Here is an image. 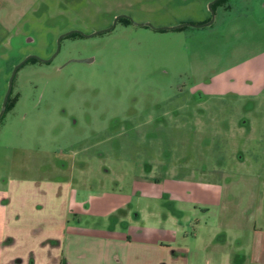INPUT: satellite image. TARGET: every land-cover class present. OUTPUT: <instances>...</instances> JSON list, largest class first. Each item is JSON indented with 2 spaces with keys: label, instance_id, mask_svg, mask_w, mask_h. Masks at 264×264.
Segmentation results:
<instances>
[{
  "label": "rangeland",
  "instance_id": "obj_1",
  "mask_svg": "<svg viewBox=\"0 0 264 264\" xmlns=\"http://www.w3.org/2000/svg\"><path fill=\"white\" fill-rule=\"evenodd\" d=\"M208 1L0 0V111L12 67L27 52L49 59L70 26L93 32L122 5L154 26L201 24ZM220 10L212 26L119 24L65 38L54 60L18 71L20 98L0 121V264H57L68 225L152 208L162 219L180 211L192 230L264 232V3L223 0ZM136 175L201 182L194 198L220 202L135 193L106 217L72 212L71 192H130Z\"/></svg>",
  "mask_w": 264,
  "mask_h": 264
},
{
  "label": "crops",
  "instance_id": "obj_2",
  "mask_svg": "<svg viewBox=\"0 0 264 264\" xmlns=\"http://www.w3.org/2000/svg\"><path fill=\"white\" fill-rule=\"evenodd\" d=\"M240 50L245 48L239 45L236 51ZM195 62L202 71L207 67L199 66L210 65L208 60L204 62L200 57ZM252 84L262 82L255 76ZM155 181L149 180V176L142 178L136 175L130 192L101 189L83 201H78L73 191L71 210L76 214L80 212L86 216L106 217L118 207H125L135 193L147 201L168 196L171 201L178 199L188 203L220 202V197L212 203L194 198V195H199L201 182L172 177ZM173 211V215L168 213L163 219L152 208L146 212V216L144 212H138L129 219L127 212L126 219L114 222L87 220L86 228L68 225L65 230L66 243L57 264H264V232H250L246 235L248 238H243L244 233L239 230L232 232L201 225L192 230L180 225L175 217L176 213L181 212ZM73 222L81 225L80 218Z\"/></svg>",
  "mask_w": 264,
  "mask_h": 264
},
{
  "label": "flooded vegetation",
  "instance_id": "obj_3",
  "mask_svg": "<svg viewBox=\"0 0 264 264\" xmlns=\"http://www.w3.org/2000/svg\"><path fill=\"white\" fill-rule=\"evenodd\" d=\"M167 1H169V0H167ZM208 2H209V7L208 8H209V12H210V17H208L205 21L206 22H208V21L210 22L213 19V16H214V22L211 23L210 25H206V26H212L214 23L217 22L216 21L217 20V16H218V19H222L223 18V15H224V11L223 10H220V12L217 13V8H219V6H221V3L223 2V0H209ZM261 2L264 3V0H261ZM124 8H125V6L122 5V6H118L117 9H114V10H112V9L111 10H106L105 13H108L110 15L111 20L107 21V23H105L103 25V27H100V28L94 30L93 32L86 33L84 31H82V29H80L78 26L77 27L76 26H70L68 29H66L63 32V34L59 35V37H61V43H62L63 39H65V38H71V37H75V36L89 38V37H92V36H98V35L106 34V33H109V32H113L119 24L128 25V26H131V25H135V26L137 25L138 26L139 25V26H144V27H151L153 29L160 30V31L173 30V29L161 28V27H164V26H154V25H152L151 23H148V22L137 21L136 18L132 14L128 13V11H125ZM227 8L229 9V6ZM186 26H193V25H185L183 27H180V28H177V29L174 28V29L178 30V29H182V28H184ZM157 27H160V28H157ZM195 28H197V27H195ZM59 37H58V39H59ZM58 39H57V50L51 56V57H53L52 60H54V58L56 57L58 52L61 50V47H60V50H59ZM31 40L32 39H30V41ZM23 56H24L23 60H21L18 63H16V65L14 67H12V70L10 71V77H9L8 82H7L6 90H5V93H4V98H2V108H1L0 114H1L2 109H3V103L5 101V98L7 97L8 89H9L10 82H11L12 77H13V72H14L15 67L18 66L21 62H23L26 58H27V60L25 62H23L18 67L17 73L27 63H35V62H38V61H42V62H51L52 61V60L45 61L47 59L39 57V56H37V55H35L33 53L31 54L29 52H27ZM91 58H92V61H95L94 57H91ZM17 73H16V75H15L13 81H12L11 91L9 93V96L6 99V109H5L4 114H6V112L10 108L12 109L17 104L18 98H20L19 93L18 94L14 93V82L16 81ZM4 114H2V116L0 118V121L4 117Z\"/></svg>",
  "mask_w": 264,
  "mask_h": 264
},
{
  "label": "water",
  "instance_id": "obj_4",
  "mask_svg": "<svg viewBox=\"0 0 264 264\" xmlns=\"http://www.w3.org/2000/svg\"><path fill=\"white\" fill-rule=\"evenodd\" d=\"M214 22V16H213V19L209 22H205V23H201V24H193V23H181V24H178V25H172V26H164V27H161V28H165V29H174V28H180V27H183V26H185V25H193V27H203V26H206V25H210L211 23H213ZM157 28H160V27H157ZM58 46H59V50H60V47H61V37H59V39H58ZM53 59V57H51L50 59H47V60H45V61H50V60H52ZM27 60V58L23 61V62H25ZM72 60H78V61H87V62H90V61H92V58H83V59H72ZM71 60V61H72ZM23 62H21L18 66H16L15 67V69H14V72H13V77H12V80H11V82H10V86H9V89H8V93H7V97L5 98V101H4V103H3V109H2V112H1V114H0V118H1V116H2V114H4V112H5V109H6V99L8 98V96H9V93H10V91H11V85H12V81H13V79H14V77H15V75H16V73H17V69H18V67L23 63Z\"/></svg>",
  "mask_w": 264,
  "mask_h": 264
}]
</instances>
